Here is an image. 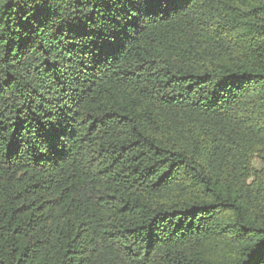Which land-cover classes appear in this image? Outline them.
<instances>
[{
	"label": "trees",
	"instance_id": "trees-1",
	"mask_svg": "<svg viewBox=\"0 0 264 264\" xmlns=\"http://www.w3.org/2000/svg\"><path fill=\"white\" fill-rule=\"evenodd\" d=\"M0 264H264V0H0Z\"/></svg>",
	"mask_w": 264,
	"mask_h": 264
},
{
	"label": "rangeland",
	"instance_id": "rangeland-1",
	"mask_svg": "<svg viewBox=\"0 0 264 264\" xmlns=\"http://www.w3.org/2000/svg\"><path fill=\"white\" fill-rule=\"evenodd\" d=\"M254 164H255V166H257V167H258V165H259L257 161H255Z\"/></svg>",
	"mask_w": 264,
	"mask_h": 264
}]
</instances>
